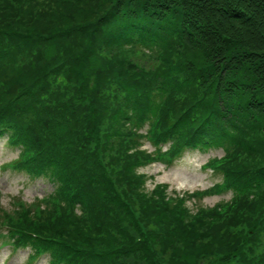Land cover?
Wrapping results in <instances>:
<instances>
[{
	"label": "trees",
	"instance_id": "1",
	"mask_svg": "<svg viewBox=\"0 0 264 264\" xmlns=\"http://www.w3.org/2000/svg\"><path fill=\"white\" fill-rule=\"evenodd\" d=\"M7 134L55 190L0 224L51 264H264V0H0ZM214 145L230 203L146 191L140 167Z\"/></svg>",
	"mask_w": 264,
	"mask_h": 264
},
{
	"label": "rangeland",
	"instance_id": "2",
	"mask_svg": "<svg viewBox=\"0 0 264 264\" xmlns=\"http://www.w3.org/2000/svg\"><path fill=\"white\" fill-rule=\"evenodd\" d=\"M143 57L142 62L145 61L148 65L155 63L152 56ZM149 129L147 122L140 132L146 134ZM140 141V149L153 156H157L158 147L161 148V153H165L171 145L169 142L157 146L147 137ZM229 150L232 148L227 150L223 145L189 149L171 164L164 158L152 160L140 167L139 173L146 177L148 193L160 186H167V191L172 196L194 195L187 202L193 212L200 208L216 207L230 203L239 194L235 187L225 188L224 177L211 166L213 160L223 159ZM20 155L21 147L10 141L8 134L0 137V220L5 219L3 214L6 212L14 214L20 202L44 207L40 201L47 198L50 200L49 195L55 190L49 176H33L24 170L15 169L13 165ZM77 212L82 213L80 207H77ZM8 231L0 224V264H51L53 258L50 251L41 252L42 255L37 256L40 253L31 244L16 246L15 239Z\"/></svg>",
	"mask_w": 264,
	"mask_h": 264
}]
</instances>
